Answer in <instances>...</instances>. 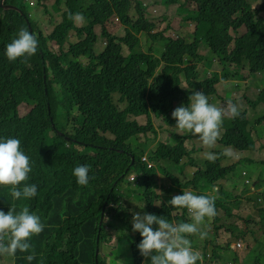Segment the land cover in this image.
Here are the masks:
<instances>
[{
    "label": "trees",
    "instance_id": "obj_1",
    "mask_svg": "<svg viewBox=\"0 0 264 264\" xmlns=\"http://www.w3.org/2000/svg\"><path fill=\"white\" fill-rule=\"evenodd\" d=\"M178 1L160 0L158 4L170 6ZM258 1H188L196 5L189 10L190 16L183 17L196 27L197 43L190 46L182 38L170 40L155 34V24L149 20L148 8L141 0H54L50 6L41 1L37 8L49 15L50 9L53 21L56 15L62 17L60 23L53 22L56 26L48 36L32 20L28 12L31 9L6 0L3 7L14 6L17 10H5L0 0V137L21 141L33 168L26 183L38 187L35 198L14 201L10 188L0 186V210L7 213L14 206L19 212L28 206L45 226L41 234L31 238L28 253L17 251L12 257L14 264H116V258L102 254V249L110 247V228L123 229L116 245L129 237L134 264H150V259L142 256L137 247L142 236L133 231L134 202L144 204L141 214L165 216L174 223L186 222L187 210L170 208L167 194L182 195V189L190 186L207 190L234 173L238 162L223 166L206 160L201 168L191 157L193 149L185 146L196 136L181 138L170 134V138L180 141L175 145L158 142L149 157L153 166L148 167L141 161L143 148L136 149L130 142L142 135L148 139L149 133L157 139L159 128L154 126L153 119L176 125L172 112L177 104L190 103L191 90L213 93L222 80L230 78V73L241 79L239 72L245 68L253 74L261 73L264 79V1L254 8ZM76 13L86 22L82 27L69 18V14ZM113 17L126 27L122 38L106 30L105 25ZM160 19L163 21V16ZM21 27H27L38 38L37 53L26 64L19 59L10 62L5 55L6 45L17 37ZM73 30L80 37L85 33L86 39L65 52L62 48ZM199 30L201 39L196 37ZM141 34L152 42L146 50ZM103 39L105 47L96 54L94 48L104 44ZM158 39L166 43L162 53L155 46ZM50 43L61 49L59 54L49 50ZM201 47L212 58L201 55ZM83 56L88 58V65L80 61ZM215 59L223 69L213 71L210 79L206 75ZM205 67V79L201 80L200 72ZM183 81L187 88L182 86ZM116 95L124 108L114 102ZM23 103L33 109L20 117L18 108ZM260 104L264 110V86L251 107ZM140 117L146 118L145 125L136 120ZM263 120L264 115L257 123ZM248 126L247 111H241L235 119L226 117L222 127L225 132L219 142L239 152H253L256 142ZM186 158L187 162L180 166ZM79 165L90 166L91 179L86 186L78 185L73 175V169ZM187 165L196 169L190 179H186L188 174L179 176ZM137 170L133 200L126 176ZM158 175L169 180L161 188L164 196L157 192ZM219 195L221 199L215 194L216 211L220 208L231 217L228 202L233 199L238 203L241 197H227L223 191ZM260 217L264 225V209ZM33 253V261L25 259ZM7 263L11 264L9 259Z\"/></svg>",
    "mask_w": 264,
    "mask_h": 264
},
{
    "label": "clouds",
    "instance_id": "obj_2",
    "mask_svg": "<svg viewBox=\"0 0 264 264\" xmlns=\"http://www.w3.org/2000/svg\"><path fill=\"white\" fill-rule=\"evenodd\" d=\"M41 1L42 2L44 1L49 5H52L54 3V0H36V2L34 0H25V2L29 4V9H33V7L35 6L37 7ZM188 1L190 0H187V2ZM4 2L2 3L1 0L2 7ZM177 3H173V4H177ZM188 3L194 5V7L184 5L178 7L177 12L181 13V11L183 10L189 12V10H192L196 7L195 3L193 2H188ZM159 5L164 6L165 14L163 16V22H165L167 20V16H166L167 7H170L171 5L166 6L160 3ZM12 7L14 6L8 5L3 8H5V10H9V9H13ZM14 9L17 10L16 7ZM69 18L82 19V15L80 13H76L75 16L69 14ZM164 18H166V20H164ZM116 21H118L120 25L124 27V25L118 19H116ZM82 24L83 23L80 22L81 25L80 27L83 26ZM193 25H194V31L192 32L193 33L192 40L188 41L182 37H177L176 39L182 38L188 41L189 42L188 44L190 46H194L197 42H195L196 27L195 24ZM125 31H126V27H125ZM154 33L156 34L157 32ZM201 33L202 31L199 30L196 34V37L201 39L202 38L200 35ZM110 34L115 35L112 33ZM158 35H163V34L158 33ZM72 36H74L75 39L78 40L76 43H72L71 40ZM123 36H117V37L122 38ZM164 37L170 40L173 39L166 36ZM85 39H86L85 33H83L82 36L80 37L78 33L73 30L68 35L66 39V43L64 44L62 50L67 52L69 51L71 45H75ZM157 42H159V45H157V47L160 49L162 53L165 50L166 43L165 42L162 43L160 39H158ZM103 43L104 44H98L96 46L94 45L95 48L94 47L93 48L96 54H99L103 51L106 44L104 39H103ZM198 43L200 44L201 42ZM66 46H68L67 50H65ZM99 46H101L100 47L101 50L99 53H97L96 49ZM201 48L204 49V47ZM37 49H38V38L32 32H30L27 27H21L18 30L17 37L14 38L11 43L6 45L5 55L10 62H16L19 59L20 62L26 64L37 53ZM200 54L205 57H208L206 54L204 55L201 51ZM214 64L210 68V70L212 71L209 70L207 75H206V71H207L206 67L204 68L205 69L204 71L202 70L200 72V75L201 74L204 75V77H200L201 80L205 79V75L207 78L212 79L213 71L221 72V70L223 69L221 68V65L217 64L216 67L219 69H214ZM245 69L247 70L248 74L251 75V77L253 78L256 77L258 74H261V73L253 74L252 72H250L248 68ZM245 69H241V71H244ZM209 73H211V77H208ZM234 80H238V79L232 77L230 73V78L228 80H222L218 84L219 87H217L218 86L217 85L215 91L208 95H206L203 91H196L197 89L191 90V92L193 93L189 96L190 103L188 105H182L180 107H177L172 112V117L173 119L176 120L175 129L177 130V133L178 134L189 133L192 136H196V138H199V140L202 142L204 146L211 148L214 147L217 142L220 143L219 139H221L222 136L224 135L225 130L222 127H223V121L226 117L229 119L238 118L241 116V111H247V117H248L249 111L245 107L243 109H240L238 103H247L246 105H248L250 99H246V96H243L242 98H238L236 96V93L241 92L239 85H236L234 91L232 92L230 87L233 85L231 83L234 82ZM240 80H243L242 75H241V79H239L238 81ZM44 82H46V78L44 79ZM227 84H229L227 88L225 89L221 88L222 85H227ZM214 100H217L221 103L227 102V104L225 107H217L216 105L212 104ZM22 105H27V104L23 103ZM251 105L252 104H249V107H251ZM221 130L223 131L222 136H221ZM252 136L254 138L253 134ZM254 140L256 142V147H257L256 138H254ZM221 145L223 144L221 143ZM226 148H231V147H226ZM193 151L195 150L193 149ZM236 152L244 153L239 151ZM223 155L227 156L228 159L229 157L234 158V153L231 149H226L223 152ZM205 158L209 162L215 163L218 156L216 153L208 152L205 154ZM141 159H142L141 160L142 163H146L148 167H152L149 162V158L143 156ZM193 168L195 172L196 169L195 167ZM32 171L33 168L30 164V157L26 155L25 152L22 150L21 141L17 138L0 137V186L10 188V194L14 201L20 200L21 198L32 199L38 195L37 185L26 183L30 179V173H32ZM89 171H90V166L88 165H79L73 169V175L75 176L78 185L86 186L89 184V181L91 179L89 176ZM235 172L230 175L235 174ZM193 173L188 174L186 179H190ZM137 174L138 172L134 171L133 173L126 176V180H127L126 185L128 186L130 193L133 196V200L135 198V194L133 193V187L137 183L136 182L138 178ZM158 177H162L163 182L165 181V177L163 175H158ZM219 183L220 182H217V184ZM217 184H215V186ZM215 186H212L213 187L212 191H210L209 189L198 190V189H194L193 186H190L192 187L193 191H189L190 187H186L183 189L182 188L176 189V190L182 189L183 191L182 195H175L172 197V193L167 194L168 198H170L168 199L167 205L170 208L187 210L186 222H181V223L170 222V220L165 216H157L155 214H150L147 212H144L143 214H141L140 212L133 213V219H132L133 231L139 232L140 235L142 236V240L137 245V247L142 256L150 259V264H197L198 261L200 262V264H203V257L199 252L194 251L192 247L193 244H197V240L193 241V244H191V240L188 237L192 236L193 238L194 235H197L199 236L200 239H206L208 234L207 232L202 231L200 226L205 222V218L210 219L212 217H215V215L217 214L215 207V201L217 197L215 196L214 193L218 192L219 189ZM157 206L159 205L157 204ZM171 215L174 216L175 212L173 211ZM189 218L191 219L192 222H190ZM154 225L158 227L154 228ZM44 227L45 226L41 222L40 216L30 212L28 206H24L19 212L16 211V208L14 206H11L10 210L7 213H5L3 210H0V264H3L4 262H5L4 264H8L7 259H9L11 264H14L12 257L16 255L17 251L21 253H28L29 250L32 248V244L30 243L31 238L33 236L41 234L44 230ZM241 236L242 234L236 235L229 242L228 246L224 250L216 248L217 250L216 251L215 248H213L212 253L208 254V258L210 259L212 258L214 263H220V261L224 262L225 264L238 263V261L240 260L239 256H237V254L239 253L238 251L244 250L246 248V246H244V243L240 239ZM251 243L254 244V247L262 246V244H257L256 240H253ZM97 251L99 254V249ZM224 251L225 254H223ZM217 252H220V258H219L220 260L217 257ZM204 255L205 258L207 259V252L205 249H204ZM235 257H236V261H235ZM260 257L261 255L259 254L256 260H259ZM35 258L36 257L34 253L29 254L25 257V259H27L29 262L33 261ZM207 260L209 261V259Z\"/></svg>",
    "mask_w": 264,
    "mask_h": 264
},
{
    "label": "rangeland",
    "instance_id": "obj_3",
    "mask_svg": "<svg viewBox=\"0 0 264 264\" xmlns=\"http://www.w3.org/2000/svg\"><path fill=\"white\" fill-rule=\"evenodd\" d=\"M17 6L24 5L26 9H29V4L25 2V0H13ZM36 2V0H34ZM145 3L148 10V18L151 22L155 24V32L159 34H163L166 37L176 39L177 37H182L188 41L192 40L193 38V31H194V25L190 22H186L183 20V16H190L188 11H181V13L177 12L178 7L180 6H191L194 7V5H191L187 2V0H179L177 4H172L170 7H167V20L165 22L161 21L160 17L164 16L165 9L163 5H159L158 2L160 0H141ZM264 0H259L257 3L253 5L254 8H257ZM23 2V3H22ZM37 5V3H36ZM50 6V5H49ZM32 20L38 25L39 29L42 30L44 36H48L53 28L56 26H53L54 23H60L62 21V17L55 16L56 19L53 21L51 10L49 9V14H44L43 11L37 9V7H33L30 11H28ZM61 16V14L59 15ZM75 25L77 27H80V22H82V25H85L86 22H84L83 19L76 18ZM106 30L112 34H115L117 36H123L125 34V27L121 26L118 21H116V18H111V22L109 21L106 25ZM96 33H100V27L96 28ZM244 33V30H243ZM141 41H142V47L146 50L152 45L151 40L149 37L145 34L140 35ZM72 43H76L78 40L75 39L74 36L71 38ZM159 45V42L155 43V46ZM55 43H50V50L54 52L55 54H59L58 47H55ZM101 46L97 47L96 52L99 53ZM68 46L65 47V50H67ZM204 55L206 54L208 58L210 57L209 51L204 47L200 50ZM80 61L86 65L89 64V60L86 57H81ZM214 69H219L216 67L217 60L215 59ZM212 71V70H210ZM240 74L243 76V80H234L231 84H233L230 88L232 92L234 91V88L236 85H239V88L241 89L240 93H236V96L238 98H242L243 96H246V99L249 100V104H254V101L257 99L258 94L260 93L262 87L264 86V79L263 75L258 74L256 77H251V75L248 74L247 70L240 71ZM200 77H204V75H200ZM208 77H211V73L208 74ZM262 79V80H261ZM183 87L187 88V84L183 81ZM229 86L222 85L221 88L225 89ZM216 94V93H215ZM244 99V100H246ZM114 102L118 104V106L122 109L124 108V104L120 103L119 96H114ZM210 102V101H209ZM212 104L216 105L217 107H225L227 102H219L217 100H214ZM247 103H238V106L240 109H243L244 107L249 111L248 114V121L249 126L248 130L252 132L254 135V138L257 140V147L255 148V151L252 153L244 152V153H238L234 151L232 148H226L224 145H221V143H216L214 147H206L202 144V142L199 140V138H194L190 142H186L185 146L188 147V150L194 149L192 153V158H194L197 162H199V167H203L202 163L206 161L205 154L208 152L216 153L218 158L215 161V163H212L213 165H216L217 163H220L223 166L232 165L235 162H238L239 165L237 166L236 172L233 175H228L227 178L224 181H221L218 186L219 189L218 192V198L221 199V196L219 195L220 192H224L227 197L231 196L233 194L234 196H240L241 199L237 203L235 200H229L228 205L231 207V217L227 216L226 213L221 210L220 208L217 209L216 217L212 218H205V222L200 226L202 231L207 232L206 239H200L199 236L194 235L192 239L188 237L191 242L197 240V244H193V250L197 251L201 254L203 257V264H225L224 262L220 261V263H214L213 259L208 258V254L212 253L213 248H219L221 250H224L229 242L239 234H242L240 237L241 241L244 243V246L246 248L244 250L238 251L239 253L237 256H239L238 263L235 264H264V225L262 224L261 217H260V211L264 209V120L260 123H257V121L263 117L264 110L263 105L260 104L256 107H249V104ZM182 105L177 104L174 108V110L177 107H180ZM33 107L27 106V105H21L18 109V113L20 117H24L27 114L31 112ZM140 124L145 125L146 124V118L140 117L136 119ZM154 126L156 128H159V136L157 139H154L153 134L149 133L147 135L146 139L143 135L140 136L137 139H133L130 143L132 144V147L134 148H143L144 156L147 158L150 157V155L155 151V148L157 147L158 142H164V143H171L175 145L180 141L179 138H170V134H175L181 138L187 137L191 134L184 133V134H178L177 130L175 129V125L168 126L164 124L161 120L153 119ZM255 128V131H254ZM174 129V130H173ZM223 134V131L221 130V136ZM181 135V136H180ZM192 136V135H191ZM173 140V142L171 141ZM140 140V141H139ZM148 142H145V141ZM145 144V145H144ZM226 149H231L234 153L233 157H228L223 155V152ZM139 150V149H138ZM187 162V158L183 160V162L180 164L181 166H184V163ZM151 164V163H150ZM162 164L165 166V162ZM151 166H153L151 164ZM138 172V170H137ZM194 172V168L191 166H185L182 169V173H179V176L182 178L183 176H186V174H192ZM158 181V194L160 196H164V191L161 189L163 183L165 185L169 184V180H165L163 182L162 177L157 178ZM260 181V182H258ZM255 188V189H254ZM210 191H212L213 187L208 188ZM189 191H193L192 187H190ZM239 204V206H238ZM159 205V203H158ZM144 207V204L142 202L135 201L133 205L132 214L134 212H139L141 208ZM190 217V214H189ZM190 219V218H189ZM190 222L191 219H190ZM123 229L119 228H110L108 230V234L110 237V240L108 242V245H110L109 248L106 250L102 249V254H106L105 256L108 258L114 257L116 258V264H134L133 258L131 254V245L129 237H125V239H122L121 242L115 243L116 238L119 235V232H121ZM132 232V231H131ZM120 238H123L122 236ZM253 240H256L257 244H262L261 247L257 246L254 247V244L251 242ZM112 246V247H111ZM114 246V247H113ZM114 250L115 251H107V250ZM204 249L207 252V259L204 255ZM217 251V250H216ZM225 254V251L223 252ZM261 255L259 260H256L258 255ZM218 259L220 258V252H217ZM220 260V259H219ZM5 263V262H4ZM3 263V264H4ZM197 264H200L198 261Z\"/></svg>",
    "mask_w": 264,
    "mask_h": 264
},
{
    "label": "water",
    "instance_id": "obj_4",
    "mask_svg": "<svg viewBox=\"0 0 264 264\" xmlns=\"http://www.w3.org/2000/svg\"><path fill=\"white\" fill-rule=\"evenodd\" d=\"M5 0H2V3L4 2ZM13 9L15 8V7H12ZM6 9H8V8H6ZM96 255H98V251H97V254Z\"/></svg>",
    "mask_w": 264,
    "mask_h": 264
}]
</instances>
